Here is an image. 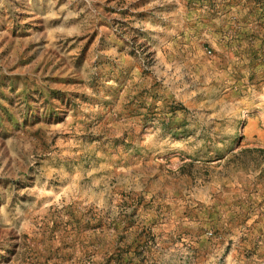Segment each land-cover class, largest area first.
<instances>
[{
    "label": "rangeland",
    "instance_id": "1",
    "mask_svg": "<svg viewBox=\"0 0 264 264\" xmlns=\"http://www.w3.org/2000/svg\"><path fill=\"white\" fill-rule=\"evenodd\" d=\"M0 264H264V0H0Z\"/></svg>",
    "mask_w": 264,
    "mask_h": 264
}]
</instances>
